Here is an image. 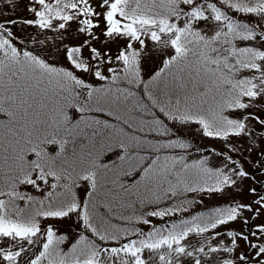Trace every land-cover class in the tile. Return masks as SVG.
I'll list each match as a JSON object with an SVG mask.
<instances>
[{"label":"snow or ice","instance_id":"snow-or-ice-1","mask_svg":"<svg viewBox=\"0 0 264 264\" xmlns=\"http://www.w3.org/2000/svg\"><path fill=\"white\" fill-rule=\"evenodd\" d=\"M258 176L264 0H0V264H264Z\"/></svg>","mask_w":264,"mask_h":264},{"label":"rangeland","instance_id":"rangeland-1","mask_svg":"<svg viewBox=\"0 0 264 264\" xmlns=\"http://www.w3.org/2000/svg\"><path fill=\"white\" fill-rule=\"evenodd\" d=\"M18 13L21 14V15H26V13L23 12V9H18ZM156 66L155 64H153L152 62H149L148 64V68H152ZM190 143L193 142L192 140L189 141ZM202 145H212V146H215V147H220L219 143H214L213 141L211 140H204L201 142ZM199 154L198 153H195L193 152L192 153V157L195 158L196 156H198ZM251 171V169H249ZM258 179H260L262 182H264V176H258ZM223 203V201L221 200H208L206 199L205 200V204H207L208 206H212V205H215V204H221ZM199 206H197L196 209H198ZM233 227H239V225H233Z\"/></svg>","mask_w":264,"mask_h":264},{"label":"trees","instance_id":"trees-1","mask_svg":"<svg viewBox=\"0 0 264 264\" xmlns=\"http://www.w3.org/2000/svg\"><path fill=\"white\" fill-rule=\"evenodd\" d=\"M211 207V206H210ZM209 207V208H210ZM196 211H199L200 210V208H198V209H195ZM158 222V221H157ZM66 227L69 229V230H71L72 232H75L76 231V227H75V225L71 222V221H68V222H66Z\"/></svg>","mask_w":264,"mask_h":264}]
</instances>
